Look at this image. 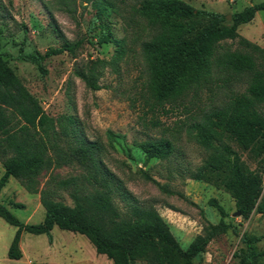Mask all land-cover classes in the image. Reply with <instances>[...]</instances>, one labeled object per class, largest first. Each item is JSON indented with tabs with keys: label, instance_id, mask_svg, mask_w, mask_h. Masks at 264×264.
Instances as JSON below:
<instances>
[{
	"label": "trees",
	"instance_id": "16d2710c",
	"mask_svg": "<svg viewBox=\"0 0 264 264\" xmlns=\"http://www.w3.org/2000/svg\"><path fill=\"white\" fill-rule=\"evenodd\" d=\"M260 11H264V1L232 14L228 24L225 15L197 10L181 0H144L133 21L144 62L142 107L151 113L182 107L192 121L187 134L207 153L202 165L190 173L191 179L226 191L244 220L253 212L264 214V49L240 37L237 29L252 22ZM98 19L96 15L89 23L87 31L94 34L88 43L113 44L116 50L110 61L90 60L79 73L91 91L101 89L98 82L104 67H117V60L125 54L124 41L111 38L104 25L95 24ZM226 40H237L241 50L220 52L219 44ZM79 45L48 48L44 54L20 49L17 59L44 74L42 62L46 58L72 52ZM10 57L0 51V161L4 169L0 191L10 177L14 178L28 193L39 194L45 214L39 224H25L0 203V219L16 228L7 250L9 260L22 258V233L46 235L51 241L54 227L84 236L96 254L106 256L112 264H192L218 232H237L233 223L223 222L227 214L213 199L210 204L221 220L182 249L157 211L138 205L104 167L97 158L100 147L82 135L71 116L55 120L45 113L9 67ZM245 77L249 82L243 92L231 89V84ZM214 80L223 87L229 85L223 92L229 90L225 100L201 111L198 117L193 115L200 89ZM166 105L170 108L165 109ZM150 123L153 127L158 124L157 120ZM136 147L146 162L168 161L176 153L167 138L139 142ZM73 160L80 162L81 175L64 179L51 175L50 182L40 186L43 172L68 166ZM61 191L68 193L72 207L55 199ZM116 200L124 204L123 211ZM260 240L241 236L243 246L234 254L237 264H261L264 250L256 247Z\"/></svg>",
	"mask_w": 264,
	"mask_h": 264
},
{
	"label": "rangeland",
	"instance_id": "374dc122",
	"mask_svg": "<svg viewBox=\"0 0 264 264\" xmlns=\"http://www.w3.org/2000/svg\"><path fill=\"white\" fill-rule=\"evenodd\" d=\"M142 1L0 0V51L11 56L7 58L9 67L48 116L55 120L71 116L82 135L89 142L98 144L101 151L97 158L104 167L122 182L138 205L157 211L182 249L196 237L204 236L210 224L216 225L221 220L210 204L215 199L227 214L222 218L223 222L233 223L237 232L231 229L218 232L192 264H237L238 258L234 254L243 246V234L261 237L256 247L259 251L264 250V214L253 212L246 220L240 215L233 217L237 211L234 200L226 191L191 179L190 173L202 165L207 153L187 134V126L192 121L182 107L169 109L166 105L164 108L169 109L166 113L163 110L151 113L142 107L144 62L139 51L140 41L135 40L138 29L133 26L135 11ZM181 1L197 10L231 16L264 0ZM96 15L99 17L96 25H104L111 38L124 41L125 54L117 60V67H104L98 82L101 89L91 91L79 73L90 60L110 61L116 50L113 44L88 43L94 32L89 33L87 29ZM227 22L229 24L230 20ZM237 32L264 49V11L257 12L249 24L239 26ZM77 42L80 45L74 51L46 58L42 62L44 74L36 66L17 59L20 49L24 53L44 54L48 48ZM219 47L220 52L241 50L237 40L223 41ZM248 82L245 77L230 87L243 92ZM225 89H229V85L223 87L219 80L203 86L194 101L193 115L198 117L201 111L220 105L229 93V90L223 93ZM151 120H157V126L153 127ZM160 138L170 139L176 153L168 161L146 162L136 144ZM243 159H246L245 155ZM3 173L0 161V177ZM81 174L80 162L73 160L68 166L43 172L39 177L40 186L48 184L51 175L64 179ZM262 185L264 189V173ZM55 199L65 206H73L67 192H59ZM116 202L123 211L124 204L120 200ZM0 203L25 224H39L44 218L39 194L28 193L13 178L0 191ZM15 231L16 228L0 219V264H112L106 256L96 254L84 236L56 227L51 232V241L46 235L22 233L19 243L22 258L9 260L7 250ZM260 262L264 264V258ZM134 264L144 263L137 261Z\"/></svg>",
	"mask_w": 264,
	"mask_h": 264
},
{
	"label": "water",
	"instance_id": "95a60500",
	"mask_svg": "<svg viewBox=\"0 0 264 264\" xmlns=\"http://www.w3.org/2000/svg\"><path fill=\"white\" fill-rule=\"evenodd\" d=\"M226 19L231 20V16L230 15L226 16ZM232 216L233 217L239 216V212L234 213Z\"/></svg>",
	"mask_w": 264,
	"mask_h": 264
},
{
	"label": "crops",
	"instance_id": "0c3cea01",
	"mask_svg": "<svg viewBox=\"0 0 264 264\" xmlns=\"http://www.w3.org/2000/svg\"><path fill=\"white\" fill-rule=\"evenodd\" d=\"M10 178H12V177H10ZM10 178H9V179H10ZM9 179H8V181H9ZM13 179H14V178H13ZM8 181H7V182H8ZM6 184H7V183H6ZM20 186H21V185H20Z\"/></svg>",
	"mask_w": 264,
	"mask_h": 264
}]
</instances>
